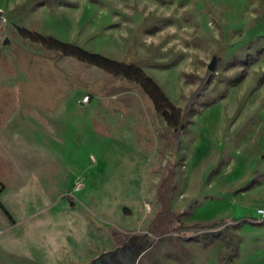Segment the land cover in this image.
Wrapping results in <instances>:
<instances>
[{
  "label": "rangeland",
  "instance_id": "rangeland-1",
  "mask_svg": "<svg viewBox=\"0 0 264 264\" xmlns=\"http://www.w3.org/2000/svg\"><path fill=\"white\" fill-rule=\"evenodd\" d=\"M0 11V264H93L145 232L134 264H264V0ZM61 43L140 67L186 128Z\"/></svg>",
  "mask_w": 264,
  "mask_h": 264
},
{
  "label": "trees",
  "instance_id": "trees-1",
  "mask_svg": "<svg viewBox=\"0 0 264 264\" xmlns=\"http://www.w3.org/2000/svg\"><path fill=\"white\" fill-rule=\"evenodd\" d=\"M65 55H71L87 64L96 65L108 72L109 74L122 77L127 81L134 82L151 98L156 112L163 116L168 123H173V132L180 133L187 126V119L183 113H179L178 109L169 101L161 87L137 65L125 64L115 60L108 59L96 53H89L85 50L61 43L60 46L54 47ZM211 70V69H210ZM189 103L187 104L189 106ZM258 220V219H256ZM259 221V220H258ZM261 222V221H259ZM224 222L213 223H194L188 226L194 232L200 230H213L220 227ZM236 224H239L236 223ZM180 225H178V229Z\"/></svg>",
  "mask_w": 264,
  "mask_h": 264
},
{
  "label": "flooded vegetation",
  "instance_id": "flooded-vegetation-1",
  "mask_svg": "<svg viewBox=\"0 0 264 264\" xmlns=\"http://www.w3.org/2000/svg\"><path fill=\"white\" fill-rule=\"evenodd\" d=\"M143 246L140 240L130 241L128 244L121 246L120 251L110 254L107 258L100 257L98 259L102 264H134L136 255L139 254L140 248Z\"/></svg>",
  "mask_w": 264,
  "mask_h": 264
},
{
  "label": "water",
  "instance_id": "water-1",
  "mask_svg": "<svg viewBox=\"0 0 264 264\" xmlns=\"http://www.w3.org/2000/svg\"><path fill=\"white\" fill-rule=\"evenodd\" d=\"M0 19H1V23H2V14H1V11H0ZM209 69H211V67L209 68ZM146 234V232L143 234V236H139L138 234H133L130 238H129V240H122L121 241V244H122V246L123 245H125V244H128L130 241H135V240H140V243H142L143 244V246L140 248V250L139 251H141L145 246H147L153 239H146L145 237H144V235ZM121 250V248L120 247H116V248H113V249H111V250H109V251H107L105 254H103V255H100V256H98L96 259H94V261H93V264H102V262H99L98 261V259L100 258V257H108L110 254H112V253H114V252H116V251H120ZM137 256V255H136ZM101 259V258H100Z\"/></svg>",
  "mask_w": 264,
  "mask_h": 264
},
{
  "label": "built area",
  "instance_id": "built-area-1",
  "mask_svg": "<svg viewBox=\"0 0 264 264\" xmlns=\"http://www.w3.org/2000/svg\"><path fill=\"white\" fill-rule=\"evenodd\" d=\"M87 97H88V96H84L83 101L87 100ZM258 212H259L260 214H264V209H258Z\"/></svg>",
  "mask_w": 264,
  "mask_h": 264
}]
</instances>
